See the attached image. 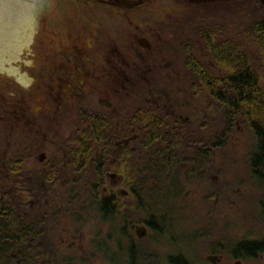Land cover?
<instances>
[{
	"label": "trees",
	"instance_id": "1",
	"mask_svg": "<svg viewBox=\"0 0 264 264\" xmlns=\"http://www.w3.org/2000/svg\"><path fill=\"white\" fill-rule=\"evenodd\" d=\"M244 36L257 46V56L245 53L234 41L214 47L219 57L217 63L225 71L222 77L203 69L204 64L196 63L197 69L193 71L191 95L206 92L208 109L221 127L215 137L185 134L177 126L176 117L159 116L144 102L137 110L143 126L135 149L130 144L121 148L114 146L112 127L104 124L100 116L90 117L92 126H78L68 138V200L72 193L78 192L80 197L87 194L91 202H97L91 203L92 207L98 209L104 221L111 223L108 234H114L112 237L118 234V248L127 250L130 257L135 258L139 251L147 250L143 238L135 235V225L149 230V242L153 238L160 240L167 232L159 221L173 220L177 227L178 219L190 215L188 203H179L185 189L193 185L201 188V203L210 206L221 198L218 194L223 186L215 184L214 178L221 177L223 172L215 164V156L238 125L255 139L249 177L261 191V195L253 192L245 198L247 216L243 223L250 232H264V16L251 25ZM209 41L212 42L211 38ZM191 59H187V65L194 61ZM199 66L203 67L199 69ZM87 115L80 113L83 118ZM123 132L116 138L128 135ZM21 162L22 158L8 166L12 180L9 191L0 189V243L4 246L0 248L11 252L10 259L15 254L25 264H53L52 258L56 261L58 256L54 255L52 239L43 227L42 218L32 208L33 203L44 200L52 190L42 189L30 173L23 175ZM61 168L59 165L51 167L47 177L57 186L64 176ZM112 171L125 178L127 202L125 195L102 189L107 173ZM225 238L220 241L226 242ZM164 239L177 241L174 237ZM204 240L210 242L208 247L212 249L214 239L204 237L200 242L205 243ZM184 252L180 250L177 257L170 259L175 264H190ZM169 254L173 253H164ZM6 261L1 263L6 264ZM56 263L63 262L57 260ZM131 264L135 262L132 260Z\"/></svg>",
	"mask_w": 264,
	"mask_h": 264
},
{
	"label": "rangeland",
	"instance_id": "2",
	"mask_svg": "<svg viewBox=\"0 0 264 264\" xmlns=\"http://www.w3.org/2000/svg\"><path fill=\"white\" fill-rule=\"evenodd\" d=\"M185 1L183 5L186 12L185 22L173 20L171 23H185L192 28L202 18L203 23H207L208 26L227 25L230 30V39L240 44L241 50L245 53L257 56V46L244 34L251 25L260 21L264 16V7L259 1L222 0L225 4L222 7L217 6L213 1L201 2L200 4ZM77 3L74 5L75 10L83 11L91 6ZM169 3V8H172L174 5L172 0H169ZM95 6L97 7L90 12L92 18L98 17L100 13L104 14L110 11L113 14L116 11L115 8L107 5L98 4ZM144 9L143 7L134 9L130 13L138 14ZM79 15L77 13L75 22H77ZM189 32L188 30L186 33L187 38L192 35ZM30 43H28V47H33V44L30 45ZM130 46L132 55L129 57L131 64L130 70L127 72L129 75H127L131 77L133 84L128 83L129 89L121 93L122 99L119 100V103L123 111H128L135 104L141 106L143 100H146L156 106L155 110L161 114L170 112L176 118L178 117L177 126L185 134L215 137L221 127L214 122L216 116L208 109L209 98L206 96L207 94L191 95L190 85L193 78L186 67H182V56L178 50L175 48L165 50V52L155 50L151 54V59L142 62L139 45L133 41ZM112 55L114 56V54ZM31 61L32 54L29 51L24 57L21 71V74L27 77L26 82L23 83L19 80L18 73L17 75H8V71L4 70L2 74L8 79L2 80L0 78V86L9 91L18 89L30 93L28 90H32L35 86V75ZM16 77L17 81L14 79ZM148 106L149 108L152 107L150 104ZM123 119L124 117L119 119L120 122L123 123ZM50 122L41 123V125L34 126L30 130L19 127L6 128L9 131L7 134L3 133V128H1L0 168L3 167L4 158L7 166L13 162L17 164L18 159L21 158V149L24 150V147L26 148L24 154L27 156V160L23 163V169L27 171V174L34 175L38 171H45V163L48 161L49 163H59V166L62 167L64 176L59 186L53 189L52 194H48L49 196L44 200L32 204V208L42 218L46 233L52 239L55 249L54 255L57 254L58 256L56 261L61 260L63 262L61 264H131L132 260L135 264H175L171 260V256L177 257V252L180 250L186 251L184 253L188 257L185 260L189 261L190 264H213L207 260V256L211 254L212 250L208 247L210 242L204 240L206 242L201 243V238L214 239L222 236V234L236 238L244 232H250L246 230L243 223L247 216L244 201L253 192L261 195V191L254 186L249 177L250 158L256 144L253 135L246 128L238 125L224 146L216 152L215 164L222 170L223 175L214 178V183L223 186L222 192L218 196H221L224 203L215 202L211 206L207 203H201V188L194 185L190 186L179 197L182 200L179 203H188L190 215L178 219V228L173 224L175 223L173 220L159 221L164 231H167L160 240L153 238L148 242L150 232L146 229L147 235L145 234L141 238H143L147 250L144 253L139 251L135 258H132L127 250L118 248L116 241L118 234L114 237H112L114 234L111 236L108 234L110 227H112L111 223L108 220L104 221L98 209L92 207L91 203L97 202H91L87 194L80 197L78 192L72 193L71 200H68L67 183L70 169L66 166L69 160L66 148L68 136L70 138L77 130L76 128L81 126L77 125V114L65 121ZM29 156L31 157L29 158ZM103 185L102 189L106 187L107 193L109 191H127L124 176L117 179L107 176ZM262 193L264 195V192ZM124 197L127 202L128 195L125 194ZM127 204L131 205V203ZM137 226L139 224L134 226V232H136ZM193 236H197L196 239H193ZM164 237L166 239L174 237L177 241L172 243L168 239L165 240ZM1 246L3 244L0 243ZM1 249L0 264L6 260V264H25L15 254H13L14 258L10 259L11 252L4 249L2 252ZM164 253L173 254L166 256ZM163 255L164 258L161 257ZM159 257L160 259H158ZM56 261L52 258L53 264H57ZM260 263L264 264V261Z\"/></svg>",
	"mask_w": 264,
	"mask_h": 264
},
{
	"label": "flooded vegetation",
	"instance_id": "3",
	"mask_svg": "<svg viewBox=\"0 0 264 264\" xmlns=\"http://www.w3.org/2000/svg\"><path fill=\"white\" fill-rule=\"evenodd\" d=\"M134 1L137 2L136 5L133 4ZM211 1L220 7L225 5L222 0H200L190 3ZM257 1L264 7V0ZM76 2L91 6L83 11L75 10ZM172 2L174 5L169 8V0H42V6L35 14L34 28L26 45L18 52L16 59L4 61L3 67L0 66L2 80L8 79L2 74L4 70L8 71V75L18 73L21 76L24 57L31 51L35 75V86L28 90L30 93L18 89L9 91L0 86L2 132L7 134L9 131L6 128L11 127L30 130L41 123L68 120L74 114H77V125L87 127L92 126L90 117L100 116L104 118V124L112 127L114 146L121 148L130 144L132 149H135L143 126L137 116L139 105L135 104L128 111H123L119 103L122 99L121 93L129 89V84H133L127 73L131 64L129 57L132 55L130 44L135 41L139 45L142 62L151 59V54L155 50L165 52L168 49H177L182 56V67H186L193 78V71L197 69L196 63L204 64L205 67L199 66V69L203 67L222 77L225 71L217 63L219 57L214 47L234 42L230 39L227 25L208 26L207 23H203L202 18L192 28L185 23H171L173 20L185 22L186 18L183 6L186 1ZM98 4L113 7L116 11L113 14L110 11L100 13L98 17L92 18L90 12ZM142 7L145 9L138 14L130 13ZM77 13L80 15L75 22ZM188 30L194 39L192 35L186 37ZM183 35L184 38H181ZM209 38L212 40L211 43ZM29 42L33 47H28ZM237 45L241 48L240 44ZM134 52L137 53L135 50ZM190 58L194 61L187 65V59ZM144 102L150 104L152 106L150 108L154 110L157 108L146 100H143ZM81 112L88 115L83 118L80 116ZM155 112L159 116L176 117L170 112L164 114L157 110ZM123 117L122 123L119 119ZM123 131L128 135L116 138L119 134L122 135ZM24 151L25 147L20 153L21 172L26 176L27 171H24L23 163L27 156ZM5 160L4 158L3 167L0 168V189L9 191L12 180ZM58 165L59 163L48 161L45 163V171H38L33 175L42 189L53 190L57 187L53 180L50 178L48 181L47 177L50 167ZM107 176L117 179L123 175L112 171L107 173ZM103 190L107 191V188L104 187ZM219 202L224 203L216 201ZM221 238L227 241L222 242ZM239 238L243 240L240 241ZM211 244L212 250L207 260L213 264H263L260 262L264 261V232H244L236 238L222 234L214 238ZM251 244L255 247L250 246ZM210 256L213 260L209 259Z\"/></svg>",
	"mask_w": 264,
	"mask_h": 264
},
{
	"label": "bare ground",
	"instance_id": "4",
	"mask_svg": "<svg viewBox=\"0 0 264 264\" xmlns=\"http://www.w3.org/2000/svg\"><path fill=\"white\" fill-rule=\"evenodd\" d=\"M42 0H13V5L0 8V66L4 61L16 59L26 45L34 28V18ZM11 70H14L11 68ZM19 79L27 81L21 75Z\"/></svg>",
	"mask_w": 264,
	"mask_h": 264
},
{
	"label": "water",
	"instance_id": "5",
	"mask_svg": "<svg viewBox=\"0 0 264 264\" xmlns=\"http://www.w3.org/2000/svg\"><path fill=\"white\" fill-rule=\"evenodd\" d=\"M190 1H195L196 2V1H200V0H190ZM133 4L136 5L137 2L134 1ZM11 5H13V0H0V8L8 7V6H11ZM126 192L127 191H124V190L119 191V193L123 194V195H125ZM136 232H137L138 236L141 238V237H143L146 234L147 230H146L145 226L139 225L136 228ZM209 259L213 260V257L210 256Z\"/></svg>",
	"mask_w": 264,
	"mask_h": 264
}]
</instances>
